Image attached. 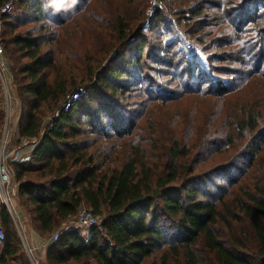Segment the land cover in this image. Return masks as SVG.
<instances>
[{"label": "trees", "instance_id": "obj_1", "mask_svg": "<svg viewBox=\"0 0 264 264\" xmlns=\"http://www.w3.org/2000/svg\"><path fill=\"white\" fill-rule=\"evenodd\" d=\"M7 1L17 132L38 141L10 165L18 204L43 236L81 205L101 216L47 263L264 264V0H162L151 16L149 0ZM170 23L206 64L160 40ZM78 31L76 74L61 46ZM187 96L201 109H180ZM164 113L171 129L154 127ZM0 227V264H27L3 208Z\"/></svg>", "mask_w": 264, "mask_h": 264}, {"label": "rangeland", "instance_id": "obj_2", "mask_svg": "<svg viewBox=\"0 0 264 264\" xmlns=\"http://www.w3.org/2000/svg\"><path fill=\"white\" fill-rule=\"evenodd\" d=\"M99 2H100V0H99ZM100 3H103V2H100ZM149 4H150V6L148 8V11H149L148 15H150V16L153 14L154 10L164 8V3L162 0H149ZM178 30H180V28H176L173 23H170L168 25V29L166 31L164 29H162L160 40L162 42H167V40H177L179 42V45H178L179 50H182L186 53L188 52L189 54L191 53V54L195 55L196 59L201 60L202 62H204V64H206V61H205L206 55L202 51L200 45L197 42H195L192 39V37L189 38L184 33H182V31L180 32ZM90 35H88V37ZM215 35H217V33H215V34L210 33V35L206 36L207 37L206 42H208L209 39H211V38H216ZM80 36H81L80 31H78V33L76 35L64 36L63 45L61 46V49L65 50V52L67 54L66 57H68L67 66L73 68V72L76 74L81 73L82 67H84V64L86 63L84 60V57L83 58L80 57V54H81L80 43H82L81 42L82 37H80ZM0 45H1V43H0ZM1 48H2V45H1ZM213 53H219V51L212 50L208 54H213ZM61 56H62V54H61ZM177 59L178 58H175L174 62H176ZM0 61L3 62L5 65L6 84H7L8 92H9V94L11 96V100H12L10 111L7 112L8 118H6L5 107L3 106L4 100H3V97L1 95L2 88H1V84H0V111L3 114V123H2V126L0 127V139L2 137L1 135H2V132L4 130V132L8 138V140L6 142V146L8 145L9 137L11 139V146H12V144H14V141L12 139H14L16 137V135L18 134L17 126H18V119H19V115H20V103H19V98L17 96V92H16L17 91V82L15 80L14 74L11 72V63L7 60L3 50H2V55H1ZM149 64H150V66L153 65L152 62ZM152 67L155 68L156 66H152ZM154 71H156V69ZM164 80L166 81L167 77H164ZM200 101H201L200 98L193 99V97L187 96L179 102L178 107L180 109L186 108L188 110V108L190 107V109H191V106H192L193 110H199V109H201ZM135 102H137V101H135ZM139 102H141V100ZM133 104L135 106H137V103H133ZM130 106H132V105H130ZM12 112L15 115L14 117H12ZM52 117H55V114H53L52 116H50L49 114L46 115V117L43 119L42 128H46L48 126ZM174 117L175 116H173V115H171V117H170V115H166L164 113L161 116L155 117V121H152V122L155 123L154 127H156V128L161 127L162 129H168V128L171 129V124L173 125L172 118H174ZM5 122H6V125H5ZM80 208L85 209V210H91V208L86 206L85 204L81 205ZM14 210L16 212L15 222L12 219H11V222H12L13 230L16 233V236H17L19 244H20L21 253L24 256L26 263L30 264L31 262L36 261V262H38V264H48L46 261V258H45L46 248L44 246L52 234H50L49 236H43L37 231V229L35 228L33 223L29 220V218L26 215V213L24 212V210L18 204L16 197H15V201H14ZM91 212H92V210H91ZM97 217L99 219L101 218L100 215ZM72 219H73V217H72ZM69 220L64 222V223H61L55 231L60 230L64 224H65L64 227H66L67 224H71V223H69ZM70 227H72V228H70ZM66 230H75L76 232H78V234L81 237H83V238L88 237L82 231L73 227V225H69V228H67ZM28 250H32V255L28 256Z\"/></svg>", "mask_w": 264, "mask_h": 264}, {"label": "built area", "instance_id": "obj_3", "mask_svg": "<svg viewBox=\"0 0 264 264\" xmlns=\"http://www.w3.org/2000/svg\"><path fill=\"white\" fill-rule=\"evenodd\" d=\"M13 10V2L7 1L2 6H0V24L3 16L9 15ZM2 55V48L0 45V59ZM6 69L3 62L0 61V84L2 88V97L4 100L3 106L5 107V116L8 118L7 112L10 111L12 100L8 92L6 84ZM6 125V122H5ZM0 139V210L3 208L8 214L9 218L15 222L16 212L14 210V201L17 192V184L14 181L13 172L10 168V165L13 163H25L28 162L31 158V153L37 145L36 140L22 139L16 135L14 139V144H12L11 150H8L6 147L7 136L3 130ZM72 219V218H71ZM70 219V220H71ZM67 224L64 225L60 230H57L52 233L51 237L48 239L45 244V248H49L51 245L56 243L59 240L60 234L63 231H66L69 228V225L82 231L86 236H88L91 228L97 226L100 223V219L94 215L91 210H85L79 208L73 219ZM64 227V228H63ZM72 228V227H70ZM4 233L0 227V245L3 243ZM32 255V250H28V256ZM30 264H38L34 261Z\"/></svg>", "mask_w": 264, "mask_h": 264}, {"label": "crops", "instance_id": "obj_4", "mask_svg": "<svg viewBox=\"0 0 264 264\" xmlns=\"http://www.w3.org/2000/svg\"><path fill=\"white\" fill-rule=\"evenodd\" d=\"M15 115L13 114V112H12V117H14ZM7 140H8V138H7ZM7 147V149L8 150H11V139H10V137H9V142H8V145L6 146ZM42 246V245H41Z\"/></svg>", "mask_w": 264, "mask_h": 264}, {"label": "water", "instance_id": "obj_5", "mask_svg": "<svg viewBox=\"0 0 264 264\" xmlns=\"http://www.w3.org/2000/svg\"><path fill=\"white\" fill-rule=\"evenodd\" d=\"M264 261V259H262Z\"/></svg>", "mask_w": 264, "mask_h": 264}]
</instances>
